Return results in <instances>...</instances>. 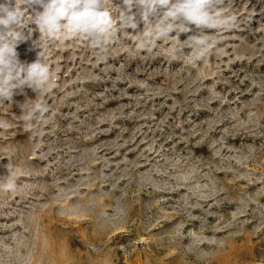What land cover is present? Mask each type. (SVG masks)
I'll return each mask as SVG.
<instances>
[{"label": "rangeland", "instance_id": "1", "mask_svg": "<svg viewBox=\"0 0 264 264\" xmlns=\"http://www.w3.org/2000/svg\"><path fill=\"white\" fill-rule=\"evenodd\" d=\"M15 3L19 60L39 53L53 79L0 98V180L16 181L0 264H264V0H224L235 25L204 30L216 44L195 61L194 25L142 46L123 0H105L103 47L44 36ZM35 100L48 111L28 128Z\"/></svg>", "mask_w": 264, "mask_h": 264}, {"label": "clouds", "instance_id": "2", "mask_svg": "<svg viewBox=\"0 0 264 264\" xmlns=\"http://www.w3.org/2000/svg\"><path fill=\"white\" fill-rule=\"evenodd\" d=\"M23 5L33 9L32 24L44 36L53 40L65 36L83 37L93 47L105 46L114 34L111 12L105 0H23ZM124 11L121 22L135 30L137 23L132 13L133 7L139 10L143 20L142 46H149L158 39H167L175 32L176 40L181 33L197 31L189 35L187 41L192 45L191 59H203L216 44L213 34L206 29H228L235 25L236 17L229 15L223 7L224 0H123ZM24 17L23 7L15 0H0V98L12 99L14 90L24 86L39 95L47 90L53 79L50 65L38 53L31 63L21 62L16 48L19 42L26 41V35L18 30ZM155 21V23H153ZM173 53L177 49L173 48ZM28 105V106H26ZM21 119L26 127L37 114L48 111L46 103L40 100L20 104ZM16 190L12 176L0 180V192Z\"/></svg>", "mask_w": 264, "mask_h": 264}]
</instances>
